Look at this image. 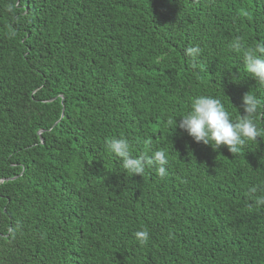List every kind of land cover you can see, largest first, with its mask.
Wrapping results in <instances>:
<instances>
[{
  "label": "trees",
  "instance_id": "trees-1",
  "mask_svg": "<svg viewBox=\"0 0 264 264\" xmlns=\"http://www.w3.org/2000/svg\"><path fill=\"white\" fill-rule=\"evenodd\" d=\"M237 38L264 40V0H0V264H264V136L232 154L168 124L197 95L264 103Z\"/></svg>",
  "mask_w": 264,
  "mask_h": 264
},
{
  "label": "clouds",
  "instance_id": "clouds-1",
  "mask_svg": "<svg viewBox=\"0 0 264 264\" xmlns=\"http://www.w3.org/2000/svg\"><path fill=\"white\" fill-rule=\"evenodd\" d=\"M230 48L242 54L244 70L258 84L264 85V40L255 44L254 47H245L239 38L233 40ZM199 46L189 47L186 54L195 59L200 55ZM193 67H196L193 64ZM243 115L232 119L225 104L218 97L212 95H197L191 100L190 109L180 116L177 124L176 118L169 119L168 124H175V129L187 132L196 142L205 145L213 144L218 149L221 145L227 146L232 154H238L248 142L257 141L258 137L264 136V127H261L257 116L264 110V103L252 91L242 97ZM107 150L120 158L123 168L132 175L142 176L145 169L150 166L156 168L157 175L163 179L168 175L166 166L169 159L164 149L151 151V155L133 156L131 145L124 137H113L107 142ZM250 193L255 194L258 189L252 187ZM256 206H264V195L255 198ZM135 237L141 245L149 242L150 233L147 229L136 231Z\"/></svg>",
  "mask_w": 264,
  "mask_h": 264
}]
</instances>
